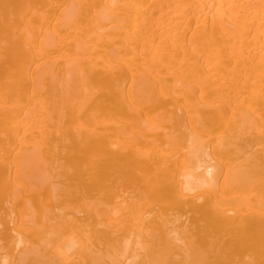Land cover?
<instances>
[{
	"label": "bare ground",
	"instance_id": "6f19581e",
	"mask_svg": "<svg viewBox=\"0 0 264 264\" xmlns=\"http://www.w3.org/2000/svg\"><path fill=\"white\" fill-rule=\"evenodd\" d=\"M0 264H264V0H0Z\"/></svg>",
	"mask_w": 264,
	"mask_h": 264
}]
</instances>
